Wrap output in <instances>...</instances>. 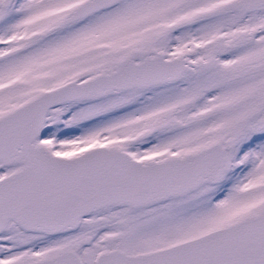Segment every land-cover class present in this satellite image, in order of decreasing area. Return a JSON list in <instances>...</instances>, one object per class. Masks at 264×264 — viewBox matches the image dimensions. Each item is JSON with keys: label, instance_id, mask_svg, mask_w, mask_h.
Listing matches in <instances>:
<instances>
[{"label": "snow or ice", "instance_id": "snow-or-ice-1", "mask_svg": "<svg viewBox=\"0 0 264 264\" xmlns=\"http://www.w3.org/2000/svg\"><path fill=\"white\" fill-rule=\"evenodd\" d=\"M0 264H264V0H0Z\"/></svg>", "mask_w": 264, "mask_h": 264}]
</instances>
